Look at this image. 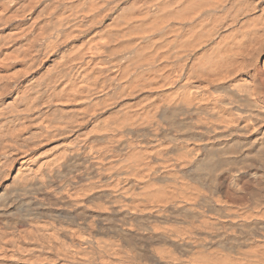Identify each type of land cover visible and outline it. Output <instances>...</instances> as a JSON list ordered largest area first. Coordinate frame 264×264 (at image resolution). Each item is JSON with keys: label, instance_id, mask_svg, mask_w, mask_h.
Listing matches in <instances>:
<instances>
[{"label": "bare ground", "instance_id": "6f19581e", "mask_svg": "<svg viewBox=\"0 0 264 264\" xmlns=\"http://www.w3.org/2000/svg\"><path fill=\"white\" fill-rule=\"evenodd\" d=\"M0 264H264V0H0Z\"/></svg>", "mask_w": 264, "mask_h": 264}]
</instances>
